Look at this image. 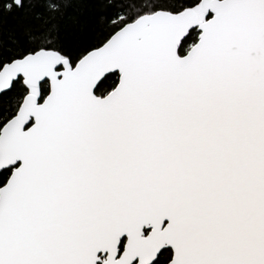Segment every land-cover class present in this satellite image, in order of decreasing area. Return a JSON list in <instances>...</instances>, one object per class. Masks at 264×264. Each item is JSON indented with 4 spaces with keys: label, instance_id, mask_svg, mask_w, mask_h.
I'll list each match as a JSON object with an SVG mask.
<instances>
[{
    "label": "snow or ice",
    "instance_id": "1",
    "mask_svg": "<svg viewBox=\"0 0 264 264\" xmlns=\"http://www.w3.org/2000/svg\"><path fill=\"white\" fill-rule=\"evenodd\" d=\"M0 264H264V0H0Z\"/></svg>",
    "mask_w": 264,
    "mask_h": 264
},
{
    "label": "trees",
    "instance_id": "2",
    "mask_svg": "<svg viewBox=\"0 0 264 264\" xmlns=\"http://www.w3.org/2000/svg\"><path fill=\"white\" fill-rule=\"evenodd\" d=\"M86 15H87V13L85 12V14L80 17V19H81L82 22L86 18Z\"/></svg>",
    "mask_w": 264,
    "mask_h": 264
}]
</instances>
